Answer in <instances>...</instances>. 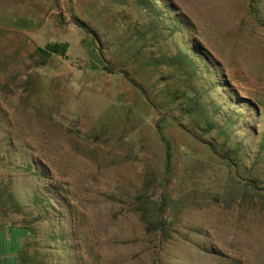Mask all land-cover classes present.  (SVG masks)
Masks as SVG:
<instances>
[{
  "label": "rangeland",
  "instance_id": "374dc122",
  "mask_svg": "<svg viewBox=\"0 0 264 264\" xmlns=\"http://www.w3.org/2000/svg\"><path fill=\"white\" fill-rule=\"evenodd\" d=\"M0 264H264V0H0Z\"/></svg>",
  "mask_w": 264,
  "mask_h": 264
},
{
  "label": "trees",
  "instance_id": "16d2710c",
  "mask_svg": "<svg viewBox=\"0 0 264 264\" xmlns=\"http://www.w3.org/2000/svg\"><path fill=\"white\" fill-rule=\"evenodd\" d=\"M181 63V61H180ZM196 94V93H194ZM194 101H197L194 99ZM191 115L195 114L196 117L201 119V127L206 132L209 131H217L219 134L225 138L222 143H211L210 146L212 150L219 155L221 158L225 159L226 161L233 162L234 160H241V148L240 144L236 141H233L231 146L227 145L228 137L231 135L230 128H224L219 125L214 119L207 117L205 114V109H202L200 102H195L194 109H190L187 111Z\"/></svg>",
  "mask_w": 264,
  "mask_h": 264
}]
</instances>
